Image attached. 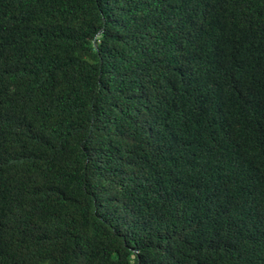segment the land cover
Wrapping results in <instances>:
<instances>
[{
    "label": "trees",
    "instance_id": "1",
    "mask_svg": "<svg viewBox=\"0 0 264 264\" xmlns=\"http://www.w3.org/2000/svg\"><path fill=\"white\" fill-rule=\"evenodd\" d=\"M0 264H264V0H0Z\"/></svg>",
    "mask_w": 264,
    "mask_h": 264
}]
</instances>
